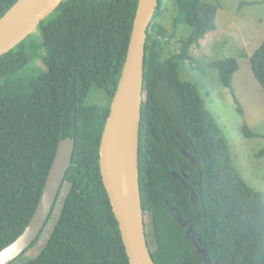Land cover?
Instances as JSON below:
<instances>
[{
  "label": "trees",
  "instance_id": "trees-1",
  "mask_svg": "<svg viewBox=\"0 0 264 264\" xmlns=\"http://www.w3.org/2000/svg\"><path fill=\"white\" fill-rule=\"evenodd\" d=\"M18 1L0 0V19ZM137 6L138 0H65L37 32L0 58V251L35 215L60 141L75 139L60 198L66 187L69 192L49 241L37 257H27L43 232L12 264H130L101 176L100 145ZM162 6L160 0L148 31L140 132L144 211L154 213L152 257L156 264H202L169 213L168 201L201 224L211 264H264V193L240 179L198 84L181 77L180 63L193 61V49L217 31L218 7L207 0H176L175 26L192 32L181 40L182 52L168 58L163 42L168 31L158 22ZM250 65L264 90V42ZM211 68L233 89L237 59ZM178 130L197 163L187 160L192 179L200 182L196 211L173 176L183 157ZM244 133L263 137L247 124Z\"/></svg>",
  "mask_w": 264,
  "mask_h": 264
},
{
  "label": "water",
  "instance_id": "water-1",
  "mask_svg": "<svg viewBox=\"0 0 264 264\" xmlns=\"http://www.w3.org/2000/svg\"><path fill=\"white\" fill-rule=\"evenodd\" d=\"M65 0H19L0 19V58L39 29ZM160 0H138L137 12L117 93L100 145V170L130 264H156L147 238L140 185V132L145 101V58L148 31ZM183 155L197 167L184 140ZM75 139L61 140L36 213L23 234L0 251V264H12L36 242L54 215L68 171ZM186 188V185H184ZM202 253L207 252L204 247ZM206 264H211L208 257Z\"/></svg>",
  "mask_w": 264,
  "mask_h": 264
},
{
  "label": "rangeland",
  "instance_id": "rangeland-1",
  "mask_svg": "<svg viewBox=\"0 0 264 264\" xmlns=\"http://www.w3.org/2000/svg\"><path fill=\"white\" fill-rule=\"evenodd\" d=\"M207 1L218 7V29L209 33L200 42L199 48L193 49V61L180 63L181 77L198 84L207 108L222 130V137L227 140L232 166L240 179L264 193V90L254 78L250 65L251 57L264 42V0ZM176 17V0H163L158 22L168 31L163 40L164 55L168 58L182 52L181 40L192 32L188 26H175ZM230 58L237 59L240 65L234 76L233 89L222 85L219 73L210 69L214 63ZM233 95L242 106V114L238 111ZM245 124L252 132L263 137H247L244 133ZM178 132L182 136L181 131ZM68 192L66 187L44 234L28 251L27 257L30 259L37 257L49 241ZM145 220L149 226L147 237L154 248L152 215L146 213Z\"/></svg>",
  "mask_w": 264,
  "mask_h": 264
},
{
  "label": "flooded vegetation",
  "instance_id": "flooded-vegetation-1",
  "mask_svg": "<svg viewBox=\"0 0 264 264\" xmlns=\"http://www.w3.org/2000/svg\"><path fill=\"white\" fill-rule=\"evenodd\" d=\"M177 136L179 137L180 142L182 140L186 142V140L183 137V134L181 136L179 133H177ZM182 145H183V148L181 149V153L183 155L185 147L183 143ZM187 160L188 158H186L183 155V157L180 160L179 174L174 173V176L183 185H186V191L188 192L190 206L193 208V210L196 211V209L200 207L199 205L200 193H201L200 192V182H197L195 179H192L191 168L188 165ZM166 206L168 207L169 213L175 219L178 228L180 229L181 232H183L184 239L186 243L188 244L190 251H193V254L199 259V261L202 264H206L205 261L207 258V252L202 253L201 251V249L204 248L202 232L200 231L201 224H199L198 222L193 223L192 219L188 218L186 214H182L181 212H179L174 206L169 207L168 201H167ZM150 214L152 215V229L154 231V213H150ZM148 227L149 226L146 222V232H147ZM147 235H148V232H147ZM150 248L152 247L150 246Z\"/></svg>",
  "mask_w": 264,
  "mask_h": 264
},
{
  "label": "clouds",
  "instance_id": "clouds-1",
  "mask_svg": "<svg viewBox=\"0 0 264 264\" xmlns=\"http://www.w3.org/2000/svg\"><path fill=\"white\" fill-rule=\"evenodd\" d=\"M188 151V150H187ZM173 176H174V173H173ZM44 234V233H43Z\"/></svg>",
  "mask_w": 264,
  "mask_h": 264
}]
</instances>
